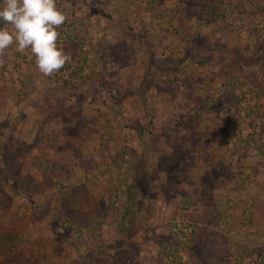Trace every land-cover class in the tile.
Here are the masks:
<instances>
[{
  "label": "rangeland",
  "instance_id": "obj_1",
  "mask_svg": "<svg viewBox=\"0 0 264 264\" xmlns=\"http://www.w3.org/2000/svg\"><path fill=\"white\" fill-rule=\"evenodd\" d=\"M57 5L62 69L0 58V264H264V0Z\"/></svg>",
  "mask_w": 264,
  "mask_h": 264
},
{
  "label": "clouds",
  "instance_id": "obj_2",
  "mask_svg": "<svg viewBox=\"0 0 264 264\" xmlns=\"http://www.w3.org/2000/svg\"><path fill=\"white\" fill-rule=\"evenodd\" d=\"M66 20L57 0H0V58L13 45L20 53L30 49L40 73L52 76L71 59L58 45Z\"/></svg>",
  "mask_w": 264,
  "mask_h": 264
},
{
  "label": "trees",
  "instance_id": "obj_3",
  "mask_svg": "<svg viewBox=\"0 0 264 264\" xmlns=\"http://www.w3.org/2000/svg\"><path fill=\"white\" fill-rule=\"evenodd\" d=\"M17 152H18V151L14 150V151H13L14 155H15ZM259 155H263V156H264V145L262 146V148H261V147L259 148ZM15 175H17V176L20 175L18 170H16ZM17 176H16L15 179H13V181L11 180V183H12V182H18L19 179H21L22 181H24L23 177L19 176L20 178H17ZM6 180H8V179H6ZM15 185H16L15 187H20V185H18V184H15ZM24 191H26V190H22L21 192L24 193Z\"/></svg>",
  "mask_w": 264,
  "mask_h": 264
}]
</instances>
